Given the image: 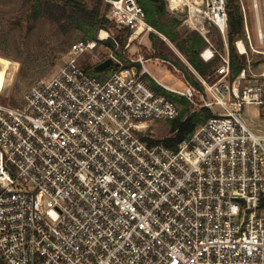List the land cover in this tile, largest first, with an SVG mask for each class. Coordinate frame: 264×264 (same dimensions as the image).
Segmentation results:
<instances>
[{
    "label": "built area",
    "instance_id": "obj_1",
    "mask_svg": "<svg viewBox=\"0 0 264 264\" xmlns=\"http://www.w3.org/2000/svg\"><path fill=\"white\" fill-rule=\"evenodd\" d=\"M103 1L111 23L130 31L123 48L100 30L71 44L67 63L31 85L21 107L0 102V264H264V126L256 133L244 116L254 105L264 121V72L242 86L247 66L228 81L227 0H172L205 39L202 59H220L219 80L200 78L202 89L160 84L213 113L177 149L150 143L151 125L180 113L143 79L141 38L156 31L137 0ZM240 2L246 40L235 45L247 55ZM255 21L264 43V11ZM99 46L113 66L106 77L81 63ZM134 48L139 57H123Z\"/></svg>",
    "mask_w": 264,
    "mask_h": 264
},
{
    "label": "rangeland",
    "instance_id": "obj_2",
    "mask_svg": "<svg viewBox=\"0 0 264 264\" xmlns=\"http://www.w3.org/2000/svg\"><path fill=\"white\" fill-rule=\"evenodd\" d=\"M166 2L169 15L171 17L183 19L179 30L181 32L191 31L190 27L184 23L185 13L176 12L172 0H166ZM243 3L248 15V27L253 46L248 48V53L245 55L248 64L246 79L242 81V86H245L256 83V80H263L261 74L264 72V43H261L258 38L255 18L257 14H262L264 11V0H256V4L255 0H243ZM104 4L106 3L104 2ZM26 13L27 11L22 9L21 0H0V102L7 105L14 104L13 106L18 108L21 107V100L27 89L39 79L52 78L59 71L61 66L67 63L68 59L65 58V56L69 46L74 42L83 40L81 38V33L78 31L64 35L56 24L47 18H41L36 23L30 22L26 18ZM111 24L113 31H110V34L113 35L117 41L116 36L123 30L113 23ZM101 30L107 31L108 29ZM210 30L211 40L218 49H222L215 40L213 27H210ZM150 33L148 36L141 38L142 41L140 43L142 47L141 55L146 60L150 59L146 65L150 76H148L146 81L150 84L152 83L151 79H154L173 90H185L187 80L174 64H176V62H181L189 66L190 70L194 72L192 67L185 56L159 33V36L166 41V47L170 50L172 62L154 58V51L149 38ZM155 33H157V31ZM99 34L100 32L98 36ZM243 39L246 40V35L245 38L240 40ZM108 42H112L113 45V40L111 38ZM124 45L120 44L121 48H123ZM102 46H99L94 54L87 55L85 59L81 61L82 65L93 63L100 64L103 62L107 55ZM235 48L238 54H240L236 45ZM135 53L136 48L131 50L128 56L124 55L123 57H139V54ZM3 60H8L9 63L7 64ZM125 63H128V60H126ZM219 66L220 63L217 68ZM216 71L213 74L214 80L210 84L219 80ZM228 81L230 82V80ZM197 100L201 101L202 96L198 95ZM177 104L179 110H181V103L177 102ZM188 108L192 112L199 111L196 106L190 103L188 104ZM214 110L219 113L223 112L220 106H214ZM244 116L246 118V124L254 132L262 133L261 126H264V121L261 117L260 108L254 105L248 106L245 108ZM170 125V121L154 122L149 129V135H152L155 140L167 138L171 134Z\"/></svg>",
    "mask_w": 264,
    "mask_h": 264
},
{
    "label": "trees",
    "instance_id": "obj_3",
    "mask_svg": "<svg viewBox=\"0 0 264 264\" xmlns=\"http://www.w3.org/2000/svg\"><path fill=\"white\" fill-rule=\"evenodd\" d=\"M137 1L146 14V23L157 31V33L151 32L149 36L154 51V58L172 62L170 50L166 47V41L159 36L161 34L185 56L192 67L194 72L190 70L189 66L181 62L174 64L191 85L202 89L199 78L212 82L214 80L213 74L217 70L220 59L215 57L209 62L202 59L200 54L207 46L203 36L196 31L181 32L179 29L183 19L169 15L166 0ZM21 6L22 9L27 11L26 18L30 22L36 23L41 18H47L56 24L64 35L78 31L81 33L83 40H94L101 29L113 31L108 17V5L104 4L103 0H21ZM226 9L228 13V42L231 60L229 80L233 82L248 66L246 56L238 54L234 44L236 40L245 38L246 34L240 0H227ZM213 29L215 40L218 46L223 49L225 45L222 35L217 28L213 27ZM129 34V30L120 32L116 36L119 44L124 45ZM107 44L112 46V42H107ZM97 65L93 63L82 66L86 72L94 76H101L99 74L113 69V66H110L107 70L98 73L95 71ZM137 67L140 71L141 67ZM145 79H148V77L145 76ZM151 81L150 86L152 89L175 103L180 102L182 109L179 116L170 121V136L162 140H152L150 143L152 145L161 143L172 149H177L182 142L188 140L194 134L199 125L204 124L212 117L213 113L207 108L192 112L188 108L189 103L185 98L167 91L153 79Z\"/></svg>",
    "mask_w": 264,
    "mask_h": 264
},
{
    "label": "water",
    "instance_id": "obj_4",
    "mask_svg": "<svg viewBox=\"0 0 264 264\" xmlns=\"http://www.w3.org/2000/svg\"><path fill=\"white\" fill-rule=\"evenodd\" d=\"M3 61L7 64L9 63L8 60H3ZM110 66H111V60L106 59L95 67V71L96 72H103V71L107 70Z\"/></svg>",
    "mask_w": 264,
    "mask_h": 264
},
{
    "label": "crops",
    "instance_id": "obj_5",
    "mask_svg": "<svg viewBox=\"0 0 264 264\" xmlns=\"http://www.w3.org/2000/svg\"><path fill=\"white\" fill-rule=\"evenodd\" d=\"M149 60L150 59H148V61L147 62H149ZM146 65H147V63H146ZM137 66H140L141 67V69H140V71H142V66L140 65V64H137ZM138 68V67H137ZM147 69V68H146ZM108 75V72L106 71V72H103L102 74H101V77H106ZM145 76H150V73H149V71L147 70V72L145 73V75H144V77H143V79H144V81L148 84V82L146 81L147 79H145ZM154 80V79H153ZM155 82H157L156 80H154ZM159 85L161 84L160 82H157ZM149 86H150V84H148ZM163 85V84H162ZM161 86V85H160ZM165 86V85H164ZM151 87V86H150ZM168 87V86H167ZM170 88V87H169Z\"/></svg>",
    "mask_w": 264,
    "mask_h": 264
},
{
    "label": "bare ground",
    "instance_id": "obj_6",
    "mask_svg": "<svg viewBox=\"0 0 264 264\" xmlns=\"http://www.w3.org/2000/svg\"><path fill=\"white\" fill-rule=\"evenodd\" d=\"M102 35H104V33H102ZM240 47H241L242 50L245 49V47L243 46V44H240Z\"/></svg>",
    "mask_w": 264,
    "mask_h": 264
}]
</instances>
